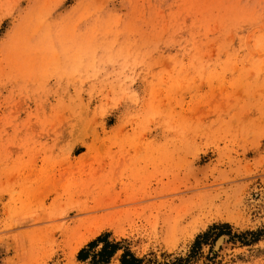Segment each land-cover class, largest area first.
Returning <instances> with one entry per match:
<instances>
[{
    "label": "rangeland",
    "instance_id": "rangeland-1",
    "mask_svg": "<svg viewBox=\"0 0 264 264\" xmlns=\"http://www.w3.org/2000/svg\"><path fill=\"white\" fill-rule=\"evenodd\" d=\"M213 223L257 240L196 264H264V0H0V264Z\"/></svg>",
    "mask_w": 264,
    "mask_h": 264
},
{
    "label": "trees",
    "instance_id": "trees-1",
    "mask_svg": "<svg viewBox=\"0 0 264 264\" xmlns=\"http://www.w3.org/2000/svg\"><path fill=\"white\" fill-rule=\"evenodd\" d=\"M225 228V232H223ZM257 231L245 230L234 233L226 223H213L196 234L184 254L162 252L135 255L123 239L110 238L107 232L95 236L80 247L75 254L79 264H196L202 256L201 247L211 244L221 235L226 241L248 244L257 240Z\"/></svg>",
    "mask_w": 264,
    "mask_h": 264
}]
</instances>
